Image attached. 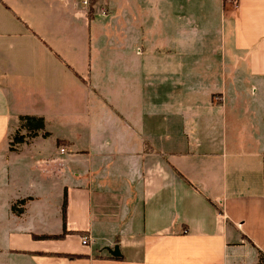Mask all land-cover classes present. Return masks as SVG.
<instances>
[{
  "label": "crops",
  "instance_id": "1",
  "mask_svg": "<svg viewBox=\"0 0 264 264\" xmlns=\"http://www.w3.org/2000/svg\"><path fill=\"white\" fill-rule=\"evenodd\" d=\"M22 1L0 0V264H264V0H89V25L118 16L113 61L89 53L85 78ZM70 71L89 121L54 137ZM22 115L44 129L10 147ZM49 136L65 152L45 154Z\"/></svg>",
  "mask_w": 264,
  "mask_h": 264
},
{
  "label": "rangeland",
  "instance_id": "2",
  "mask_svg": "<svg viewBox=\"0 0 264 264\" xmlns=\"http://www.w3.org/2000/svg\"><path fill=\"white\" fill-rule=\"evenodd\" d=\"M80 1L81 0H23L19 4L17 10L20 18L25 20L29 25L38 28L36 33L39 35V37L50 42V45L54 49H58L63 57L67 60V63L70 65V67L79 72L82 78H85L83 76L87 77V74H85L84 70L87 68L89 53H91L92 56H95V53H97V59H107L108 57H111V61H113V57L115 56L112 53V48L109 47V44H104V37L102 36H106L107 33L102 32V29L105 26L107 27L115 25L114 23L116 22L118 13L114 9L111 15H106L105 12L107 10L100 9V11H102L99 13L100 18H96V20L92 21L91 25H89V21L85 16L87 11L86 8H88V5L90 4L89 0L87 6L81 4ZM45 4L51 7V10H53L52 16L49 15V19L46 15L47 13L45 10ZM33 10H38V12H40L37 13L38 16L33 17L29 15L32 14ZM51 17L53 20V26H51L52 28H50ZM41 27H44L45 29L43 30ZM99 30H101L102 35L101 32H98ZM110 34L114 35L113 33ZM112 39L113 38H111V40ZM90 43H92L91 49L89 47ZM97 61L99 62L101 60ZM96 69L92 70V77L90 79V82L94 87H97V77H101L100 74H96ZM80 80L81 79L79 77H75L70 71V81L67 82L69 83L72 92H70L69 95L65 93L58 97L59 108L61 109L62 106H64L65 109L70 108V112L59 110L58 112L52 114H58L57 116H52V119H50L51 116L48 117L45 129L51 132L54 137L60 136L62 134L70 135L71 132L76 131V128L81 129L84 124L89 121V117L85 115L87 112L84 108L89 98H87L86 95H83V91L79 86L80 83H82ZM107 86L108 88L105 90H109L107 92L109 95L110 93L117 95L120 88L122 87L118 81H105L103 88ZM91 98L93 97H90V99ZM89 103H92V105L94 104L93 101ZM70 104L73 106H70ZM108 113L109 111L106 115H108ZM91 115L93 116L92 119H94L95 124H103L105 122L104 119H108L106 120L108 124L114 119L108 117L103 118L102 113L100 115L98 112H93ZM19 124L20 122L18 121V128H16V131H18L20 134L28 136L27 133H23L25 130L22 129ZM27 138L29 139V136ZM52 138V136H49L47 139H45L43 144V152L49 156L54 155V149L58 151L61 150V148H64L62 146L59 149V145L57 146L55 140L53 141ZM14 146L19 147L21 145L20 143H17ZM23 150L24 148L22 147L21 151ZM46 160L47 161H45V163H49L50 159ZM26 172L27 171H22L19 173L21 181L12 180L10 181L11 184H21L24 187L28 186L30 182H33L34 177ZM1 176L2 175L0 173V179ZM11 177H13V175ZM50 185L51 184L47 183V185H45L46 187L44 188L49 191L47 194L49 195L50 203L54 205L56 198L57 202H60V198H58L59 194L56 191L58 187Z\"/></svg>",
  "mask_w": 264,
  "mask_h": 264
},
{
  "label": "trees",
  "instance_id": "3",
  "mask_svg": "<svg viewBox=\"0 0 264 264\" xmlns=\"http://www.w3.org/2000/svg\"><path fill=\"white\" fill-rule=\"evenodd\" d=\"M19 120H20V127L27 131V134L29 137L35 136L39 131L44 129V120L42 117L22 115L19 117ZM45 135H46V133L43 134V136H45ZM28 136L20 134L18 131H16L13 138H12V141L10 143V147L14 146L17 143H22L25 140V138ZM58 144H61V143H58ZM61 208H62V214L64 217L65 216V209H66V197H65V195L63 196ZM60 236H62V235H51L49 238H59Z\"/></svg>",
  "mask_w": 264,
  "mask_h": 264
},
{
  "label": "built area",
  "instance_id": "4",
  "mask_svg": "<svg viewBox=\"0 0 264 264\" xmlns=\"http://www.w3.org/2000/svg\"><path fill=\"white\" fill-rule=\"evenodd\" d=\"M81 3L83 5H87L88 4V0H81ZM233 4L236 6V0H233ZM60 152H65V148H61ZM82 244L86 245L90 242V239L88 236H83L82 240H81Z\"/></svg>",
  "mask_w": 264,
  "mask_h": 264
},
{
  "label": "water",
  "instance_id": "5",
  "mask_svg": "<svg viewBox=\"0 0 264 264\" xmlns=\"http://www.w3.org/2000/svg\"><path fill=\"white\" fill-rule=\"evenodd\" d=\"M110 253H111L113 256L118 255V254H119V253H118V248L115 247V249L110 250Z\"/></svg>",
  "mask_w": 264,
  "mask_h": 264
}]
</instances>
